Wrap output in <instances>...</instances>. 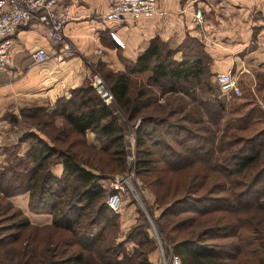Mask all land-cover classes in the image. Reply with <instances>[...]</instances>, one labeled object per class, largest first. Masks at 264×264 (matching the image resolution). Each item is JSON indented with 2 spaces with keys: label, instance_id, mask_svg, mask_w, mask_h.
Instances as JSON below:
<instances>
[{
  "label": "trees",
  "instance_id": "obj_1",
  "mask_svg": "<svg viewBox=\"0 0 264 264\" xmlns=\"http://www.w3.org/2000/svg\"><path fill=\"white\" fill-rule=\"evenodd\" d=\"M211 64L196 37L177 47L153 37L133 62L103 76L126 117L139 119L137 174L161 208L154 221L172 256L179 264H264V98L253 96L264 95V76L257 72L253 90L227 100ZM143 71L151 72L147 85L131 84ZM69 92L49 113L43 105L20 108L23 119L34 111L61 123L53 134L27 131L13 144L24 166L19 173L0 167V262L12 264L15 256L13 264H157L142 213L121 237L119 216L105 203L100 179L125 165L118 117L88 79ZM88 131L98 147L88 143ZM92 153L106 154L112 166L98 165ZM56 162L60 175L52 172ZM25 192L28 209L50 214V223H31L12 203Z\"/></svg>",
  "mask_w": 264,
  "mask_h": 264
},
{
  "label": "crops",
  "instance_id": "obj_2",
  "mask_svg": "<svg viewBox=\"0 0 264 264\" xmlns=\"http://www.w3.org/2000/svg\"><path fill=\"white\" fill-rule=\"evenodd\" d=\"M112 1L57 0V13H68L71 17L63 27L62 42L51 41L45 26L33 19L17 26L11 62L0 67V148L16 143L12 139L30 131L25 130L18 138L13 136L19 131L16 125L20 123V108L26 103L53 106L58 98L68 97L70 89L86 79L90 63L99 60L102 66L122 70L153 37L170 47H177L186 36L201 40L212 59L210 69L214 79L218 73L230 72L238 85L244 83L253 90L258 73L264 76V0H157L160 11L157 15L122 21L106 17ZM196 7L202 9L201 22L194 19ZM111 31L116 33V39L110 35ZM37 47L48 54L42 63L32 62L31 53ZM180 56V51H176L175 58ZM150 75V71H143L131 76L134 79L145 76L147 81ZM11 115L18 118L16 124L10 122ZM22 146L24 150L26 142ZM4 154L0 155V163ZM58 164L52 168L55 175L62 171V165ZM10 200L31 223L51 222L50 214L28 209L27 192L11 196ZM149 257L156 262L155 250Z\"/></svg>",
  "mask_w": 264,
  "mask_h": 264
},
{
  "label": "rangeland",
  "instance_id": "obj_3",
  "mask_svg": "<svg viewBox=\"0 0 264 264\" xmlns=\"http://www.w3.org/2000/svg\"><path fill=\"white\" fill-rule=\"evenodd\" d=\"M90 64L91 66L89 67L86 79H88V81L91 82V84L95 87L96 91L101 96V98L107 101V103L112 108L113 112L118 117L120 127L123 131V145H124V150L126 152L124 169L119 172L105 171V174H103V178L100 179V183L103 185V187L106 190L105 197H107V194L109 190L113 187V185L125 175H131L132 177L131 181L133 182V186H134V190H132V192H129L124 195V199H123L120 210L115 212L119 216L118 221H119L120 231H121L120 236L122 237L123 233L129 228V226L135 222L136 217L139 216L138 213H142V215L147 220L150 235L154 238V241L156 244L155 260H154L156 261L155 263L157 264H170L171 263L172 264V254H171L170 246L166 242V240L163 239V236L158 231V228L154 221L156 216L159 214L161 208L157 206V204L154 202L151 190L146 186V183L144 182L143 178L137 174V168H136V158H137L136 148L137 147L135 144V138H136L135 131H136V126L139 123V119H136L133 122L130 121L126 117V115L122 112V110L117 106V104L114 102L113 98L111 97L108 91L107 83L104 80L103 74L106 71H113V70L106 66L100 65L99 60L97 62L90 63ZM142 77L143 78H140V79H134L131 76L130 83L136 84V85H139V84L147 85V81H145L146 77L145 76H142ZM95 78L96 79L98 78L99 81L101 82V85L103 86L95 83ZM238 86L240 88V94L236 96L244 95L245 94L244 90L247 89V85L244 83H241ZM249 86L250 85H248V87ZM153 89L156 90L157 88L153 87ZM253 96L254 98L255 96H257L258 100H262V98H264L263 92L256 93ZM225 97L228 100L232 97V95L225 96ZM163 101L164 99L160 98L158 103H163ZM263 101L264 99L262 100V102ZM41 105L43 104L33 102L32 104L26 103V105L23 107L33 110L32 109L33 107H40ZM45 106L46 105H43V107ZM52 107H53L52 105H47L45 107L48 113L52 111L50 110ZM28 113L31 116L29 118H24V119L21 117L20 123H19L20 125L19 124L16 125L19 131L16 132L15 135H13L15 136V138H18V136L21 133H23L25 130L34 131L38 133V135L40 136H44L41 130L48 131L50 132V134H53V128L60 126L61 122L58 117H55V118L53 117L55 123L54 122L52 123V118L50 122L49 117L43 116L42 113H38V112L35 113L34 111H29ZM53 126H56V127H53ZM258 126H260V124ZM86 135H87L88 143L90 144L95 143V145H97L95 147L99 146L98 141L94 139L93 133L91 134L90 131H88ZM70 139H72V136ZM12 140L13 142H15L18 139H12ZM13 144L14 143L9 145L8 147H4V149L0 148V155L3 152L5 153L4 156H2L3 158H2V162L0 163V167L5 166V165H10L13 168V171H15V173H19V170L24 169V166L18 163L17 159L14 158V155L16 154V152L17 151L19 152V148L17 150L11 149ZM23 148L24 146H21V151ZM9 153L12 156L9 155ZM93 154L94 153H92V157H93ZM7 159H9V162L5 164ZM93 161L103 167H107L106 166L107 164H108V167L112 166V164L110 165L107 155L103 153L94 154ZM58 165L59 164L56 162L51 166V168H56ZM6 175L11 177L12 172H7ZM17 181L18 180L16 181L12 180L11 182L15 184V183H18ZM128 246H130V244H128ZM14 262H15V256L11 263L13 264ZM0 264H4V263L0 262Z\"/></svg>",
  "mask_w": 264,
  "mask_h": 264
},
{
  "label": "built area",
  "instance_id": "obj_4",
  "mask_svg": "<svg viewBox=\"0 0 264 264\" xmlns=\"http://www.w3.org/2000/svg\"><path fill=\"white\" fill-rule=\"evenodd\" d=\"M197 1V0H193ZM57 0H0V67H6L11 62V45L13 34L17 26L27 20L33 19L42 23L46 28V34L53 42H62L64 38L63 27L70 21V15H59L56 11ZM157 0H113L106 12V17L114 21H122L124 18L139 19L151 17L159 13ZM194 19L201 22L202 9L193 10ZM116 39V33L110 32ZM97 52H101L100 49ZM33 63H42L48 58L46 51L37 47L31 53ZM215 81L220 91L225 96L239 95L237 79L230 72L218 73ZM95 83L101 85L99 79ZM103 86V85H101ZM131 175L120 178L109 190L105 203L111 210H120L124 195L134 190ZM136 180V179H135ZM178 258L172 256V264H178Z\"/></svg>",
  "mask_w": 264,
  "mask_h": 264
}]
</instances>
